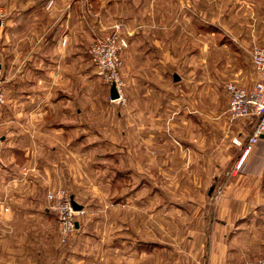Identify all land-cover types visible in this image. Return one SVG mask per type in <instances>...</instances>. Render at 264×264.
<instances>
[{
	"label": "rangeland",
	"instance_id": "rangeland-1",
	"mask_svg": "<svg viewBox=\"0 0 264 264\" xmlns=\"http://www.w3.org/2000/svg\"><path fill=\"white\" fill-rule=\"evenodd\" d=\"M43 1L0 0V39L5 34L4 41L11 43L6 48L8 53L17 54L21 61L25 56L39 54L38 59L34 57L38 67H33L26 78V83H33L32 91L12 92L5 85L6 100L0 104L1 244L5 247L9 241L12 245L15 242L10 239L12 226L4 215H18L15 225L23 232L16 238L23 247L29 240H36L38 232L34 231L42 226L38 215L43 212V248L48 251L42 254L46 262L51 258L56 264H220L214 259L215 244H227L228 236L236 231L232 226L223 229L216 225V199L222 189L203 186L199 166L193 169L187 156L169 151L166 141L158 142L160 150L153 156L151 135L142 140L136 131L139 117L135 102L143 97L144 105L150 109L152 100L167 98L166 92L159 97L154 88L166 83L159 78L157 68L165 67L168 60L145 53L157 47V43L152 44L153 27L157 29L158 21L190 19V9L194 21L200 14V0H61L60 7L75 1L87 6L79 10L73 28V35L84 40V46L74 60L67 57L73 63L64 64V81L73 87L69 94L73 99L67 97L62 110L54 105L46 111ZM56 3L57 0L49 9L52 18L67 16L68 10H57ZM213 4L211 8H215V1ZM215 13L213 10L202 14L213 21L223 15ZM88 15L93 18L88 21L89 30L84 28ZM117 22L125 25L129 46L123 53L121 70L124 98L113 100L109 94L111 85L97 74L88 50ZM76 26H80V32ZM159 30L167 34V29ZM186 30L190 36L185 43L183 37L175 44L168 45L167 39L160 43L166 50L171 46L179 53L185 47L190 53V59L173 61L177 77L185 83L176 88L177 98L191 95V99L199 100L202 88L209 103L228 99L229 105L226 83L235 81L249 87L257 81L256 77L253 79L255 70H248L255 45L264 44L244 42L241 37L247 28L209 24L206 28L193 25ZM1 50L5 51L2 47ZM223 114L229 117L227 111ZM43 116L49 122H43ZM61 121L65 123L62 125ZM255 122L240 126L247 129L248 124ZM146 124V132H150L151 122ZM56 126L73 132L75 140L65 139L58 151L47 152L43 150V131ZM238 150L241 153L240 147ZM214 174L211 172L210 176L214 178ZM59 188L83 205V212L77 215L79 226L66 240L60 235L58 218L50 209L47 196L50 190ZM263 231L239 240L244 245L242 264L264 256ZM16 255L17 259L28 257L27 252Z\"/></svg>",
	"mask_w": 264,
	"mask_h": 264
},
{
	"label": "crops",
	"instance_id": "crops-1",
	"mask_svg": "<svg viewBox=\"0 0 264 264\" xmlns=\"http://www.w3.org/2000/svg\"><path fill=\"white\" fill-rule=\"evenodd\" d=\"M49 1H43V111L54 105L62 110L65 99L67 97L73 99L72 95L69 96L73 92V87L64 81L67 70L64 64L67 65L68 63L70 65L73 63L68 62L69 58L67 57L69 56L71 60H74L84 46V40H81L77 35H73V28L78 20L79 10L87 7L85 4L84 6L79 5L78 1L72 4L68 2L66 5L63 3V7H60L62 1L57 0L59 3L55 5L57 10H68L69 16L52 18L49 9L54 4L49 7ZM214 1L215 8H211V5L214 6ZM214 1L200 0L201 3H199L198 8L200 14L194 21H191V9L189 11L190 19L187 20L179 18L177 21L169 20L166 23H159L157 20V29L153 27L152 31V44L157 43V47L154 46L145 53L150 52L155 59L168 60L165 67L157 68L159 78L165 80L166 83L157 84L154 88V92H157L159 97L161 93L163 95L166 92L167 98L162 101L152 100L150 109L148 105H144L143 97H141V101L135 102L136 114L139 117L136 131L138 137L142 140L145 139V136L148 138L151 135L153 156L158 155L159 143L166 141L169 151L187 156L189 165L193 169H196L194 166H199L198 171H201L200 182L203 183V186L211 189L216 188V190L222 189L221 196L216 199L214 213L218 221L216 225H221L223 229L232 226L236 228V231L228 236L227 244L222 246L215 244L213 249L214 259L218 260L220 264H242L245 256L242 249L244 245H241L242 241L239 240H243L245 236H249L257 230H264V137H261L254 146L241 172L235 173L233 168L240 150L232 143V139L240 134L242 136L250 134L254 125L250 123L247 129H243L240 125L249 122V120L231 121L227 115L223 114L228 109V99L223 100L221 103L213 102L211 104L207 95L202 94V88L199 91V100L191 99V95L189 97L184 96L183 99L177 98L175 95L176 88L185 85V83L182 81L183 78L178 77L176 79L177 73L173 61L181 58L184 60L190 59V53H186L185 47L183 52L179 53H176L174 47L170 48L171 46H169V50L160 47V43H164L166 39L168 45L177 43L178 40L180 41V37H183L182 43H185L186 37L190 36V32L186 30L187 28L189 29L193 25L206 28L209 24H215V26L222 28L235 26L247 28V31H245L246 37H241L244 42L264 44V0ZM55 2L56 0L53 3ZM157 10L159 11V8ZM213 10L216 15L218 13L223 15L221 17L217 15L213 21L212 18L202 14ZM86 18L88 25L84 28L89 30L90 24L88 21H92L93 18L90 15ZM160 27L167 29V34H164L167 38L160 32ZM76 28L80 32V26H76ZM179 28L183 30L180 31ZM1 32L2 30H0ZM5 36V34L2 36V41L0 39V68L4 87L6 85L8 90L12 92L32 91L33 83H26V78L32 73L33 67H38L34 57L38 59L39 54L36 53L34 57L29 54L30 56L23 57L21 61L17 54L12 55L6 50L11 43L4 41ZM132 40H130L131 43ZM1 47L5 51H2ZM248 71L255 73L252 60H250ZM255 77L258 79L256 73L253 79ZM249 87L251 86L249 85ZM212 108L216 109L215 112H210ZM47 119L43 116V122H49L46 121ZM149 121L151 122V130L146 132L148 127L146 123ZM57 122L56 119L55 123ZM63 123L65 121L60 122L62 125ZM49 130L45 129L43 131V150L46 149L47 152L58 151L63 140L73 137L74 134L64 129L63 126H56L49 128ZM123 133L126 135L127 132L124 131ZM73 138L75 140V137ZM87 138L90 139L88 136ZM138 150L143 154L142 147H139ZM167 155H169V152ZM211 172L215 173L214 178L210 176ZM4 216L9 220L8 225L12 226L13 232L12 235L10 234V239L13 238L12 240L15 242L12 245L9 241V244L5 247L0 242V264H56V261L51 262V258L48 262L43 261L42 253L48 251V249L43 248V212L38 215L42 226L39 227L38 231H34L38 232L36 240L34 242L29 240L30 243L26 242L23 247L18 245L16 238L22 234L21 231L23 232L21 229L19 231V228H16L15 225V221L19 218L18 215ZM24 233L28 234L25 231ZM224 235L226 236L225 233ZM252 243L256 244V241L252 240ZM251 248L254 249V246ZM18 252H27V259H17L16 254ZM29 253L32 254L29 256ZM29 257L31 258L28 259ZM5 258L7 261L4 260Z\"/></svg>",
	"mask_w": 264,
	"mask_h": 264
},
{
	"label": "built area",
	"instance_id": "built-area-1",
	"mask_svg": "<svg viewBox=\"0 0 264 264\" xmlns=\"http://www.w3.org/2000/svg\"><path fill=\"white\" fill-rule=\"evenodd\" d=\"M50 0L48 6H52ZM128 33L125 25L117 22L110 31L96 38L89 47L91 61L97 74L109 85L115 84L119 98H124L125 82L122 78L123 53L129 46ZM66 40V39H65ZM64 40V43L66 42ZM252 63L257 74V81L251 87H245L235 81L226 83L229 94L227 113L231 121L256 120L252 132L246 136L241 134L233 137L232 143L241 148V153L234 165V172L244 168L247 157L264 134V45H255ZM6 100L0 68V104ZM49 207L58 218L59 231L63 240L77 229V215L83 210H76L72 205V195L64 189H53L48 192ZM247 264H264V256L250 260Z\"/></svg>",
	"mask_w": 264,
	"mask_h": 264
},
{
	"label": "water",
	"instance_id": "water-1",
	"mask_svg": "<svg viewBox=\"0 0 264 264\" xmlns=\"http://www.w3.org/2000/svg\"><path fill=\"white\" fill-rule=\"evenodd\" d=\"M176 79H178L177 76H176ZM110 97H111V99H113V100H116V99L119 98V92H118V90H117L115 84H112V85L110 86ZM262 137H264V134L262 135ZM72 205H73L74 209H76V210H82V208H83V205L80 204V203H78V202L74 199L73 196H72ZM76 226H77V227L79 226V222H76Z\"/></svg>",
	"mask_w": 264,
	"mask_h": 264
},
{
	"label": "trees",
	"instance_id": "trees-1",
	"mask_svg": "<svg viewBox=\"0 0 264 264\" xmlns=\"http://www.w3.org/2000/svg\"><path fill=\"white\" fill-rule=\"evenodd\" d=\"M252 125H254V124H252Z\"/></svg>",
	"mask_w": 264,
	"mask_h": 264
}]
</instances>
